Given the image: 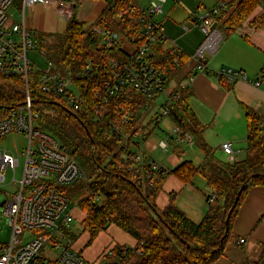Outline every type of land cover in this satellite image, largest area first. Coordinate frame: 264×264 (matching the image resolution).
<instances>
[{"label": "trees", "instance_id": "trees-1", "mask_svg": "<svg viewBox=\"0 0 264 264\" xmlns=\"http://www.w3.org/2000/svg\"><path fill=\"white\" fill-rule=\"evenodd\" d=\"M235 3H229L231 11L226 12V7L219 13H222L224 35L235 32L257 6L264 8V0ZM127 8L118 21L116 13L104 9L98 24L106 27L108 22H113L124 40L133 35L139 44L144 39L140 18ZM250 24L264 27V11ZM40 47L62 72L68 69L80 72L90 59L95 63H107L111 57L121 58L123 51L121 42L102 43L96 30L87 28L85 22L74 15L68 21L62 42L53 39L51 44L40 42ZM188 60L186 54L165 48L163 41L155 47L153 62L169 81L180 74ZM33 77L36 79L37 73ZM102 77L103 74L98 73L97 78L87 80V87L81 88L82 96L99 99L104 93ZM221 82L230 87L222 79ZM30 90L34 109L39 114V127L56 137L85 171L88 195L79 199L78 204L85 213L81 222L90 235L89 244L111 223L136 241L128 247V264H214L229 242L238 243L232 229L239 207L251 188L264 186V127L261 116L254 109L245 106L248 118L245 157L220 163L215 161L213 149L204 139L206 126L197 120L189 106L190 88L183 89L170 117L178 128L191 134L204 154V161L196 166L193 161L185 160L173 169L157 173L146 162L130 163L125 159L130 141H125L124 136L129 135L131 139L139 131L141 108L145 103L132 87H125L100 108L90 104L77 110L40 91L36 83H30ZM24 99L25 85L20 78L0 74V108L19 105ZM125 115L128 116L126 122ZM197 173L206 177L207 186L215 194L214 199L207 196L208 207L201 221L192 220L175 203L173 194L166 207L158 208L157 197L168 176L191 183ZM83 186L79 184L74 188ZM243 186L227 225L228 212ZM61 191L71 199L76 192L72 190L70 195L65 187ZM93 196H100L101 200L94 202ZM63 231L76 237L68 228ZM245 264H264V242L259 259Z\"/></svg>", "mask_w": 264, "mask_h": 264}, {"label": "built area", "instance_id": "built-area-1", "mask_svg": "<svg viewBox=\"0 0 264 264\" xmlns=\"http://www.w3.org/2000/svg\"><path fill=\"white\" fill-rule=\"evenodd\" d=\"M106 10L116 13L122 18L128 8L140 18V30L144 37L137 43L136 36H131L127 41L135 47L132 54L125 53L121 58L111 57L107 63H95L88 60L80 72L68 69L62 72L50 59L46 50L34 37L31 28L26 22V10L35 4H41L53 9L67 22L73 16L76 1L58 0H22V6L18 12L20 21L9 18L7 11L15 0H0V74L4 77H18L25 85V99L16 106L0 108V139L9 133L24 135L29 139L26 150L22 178L17 180L15 173L20 166V158L7 149L0 148V192L5 194L0 206L4 207L12 227V237L9 242H0V264H42V250L46 247L56 232L66 239L63 231L70 227L74 221L71 198L61 191L62 187H72L83 184L87 190V178L85 171L69 154L62 143L50 133L42 130L38 125L39 114L34 109V99L30 90V83H36V88L62 101L73 110L88 105L100 108L102 104L120 93L125 87L130 86L145 100L143 106L150 109L149 101L157 100L165 93L170 81L166 74L153 62L155 47L165 41L167 36L162 22L158 20L164 12V5L168 0H150L148 6H141L137 0H105ZM178 3V0H175ZM131 4L130 6H128ZM226 5L204 13L197 26L204 34V40L193 54L195 66L198 71L208 69L206 55L215 53L219 48L224 34L218 28L212 26L213 20ZM184 30L189 28L184 25ZM106 44L120 42L121 33L113 32L100 26L96 30ZM53 38H45V44H51ZM38 48V52L47 56L46 64L37 67L30 58L29 51ZM181 53L180 51H178ZM37 73L36 79L33 74ZM102 73L101 83L104 93L99 99L84 97L81 88H86L87 80L97 78ZM218 76H225L232 81L244 80L256 86L259 80L251 79L243 70L223 68L217 72ZM86 78V80L84 79ZM194 75H188L180 83L172 85V90L162 100L155 114L156 123L165 117H170L175 103L181 97V91L190 87L194 82ZM128 116H124V122ZM175 124V123H174ZM176 125V124H175ZM114 131H118L116 128ZM177 141L179 143H193V137L176 126ZM140 131L133 138L125 135V141H130L132 146L127 148L125 159L130 163L146 162L153 171L163 173L167 168L158 163L154 158L143 153L140 149ZM168 137L159 141L162 150L170 148ZM134 146V147H133ZM221 149L228 155L234 156L236 150L230 141L221 144ZM11 170L14 177L11 183H18L19 189L13 192L3 191L2 187L7 181V172ZM88 195V194H87ZM215 194L211 195V199ZM100 196H93L94 202H99ZM77 206H79L77 202ZM24 228L33 230H49L51 233H43L33 240L19 245L20 236ZM244 239H241L243 242ZM73 244V243H72ZM54 247L59 254L50 264H128L129 248L127 245H115L105 248L99 257L89 261L74 250L71 241L64 244L55 241Z\"/></svg>", "mask_w": 264, "mask_h": 264}, {"label": "crops", "instance_id": "crops-1", "mask_svg": "<svg viewBox=\"0 0 264 264\" xmlns=\"http://www.w3.org/2000/svg\"><path fill=\"white\" fill-rule=\"evenodd\" d=\"M58 1H76L77 5L73 13L76 17L78 0ZM239 1L178 0V3H176L175 0H168L164 5L163 14L158 17L167 36L166 40L163 41L164 47L180 51L189 57L182 69L183 76H195L194 82L189 87L191 94L188 103L197 120L206 126L203 133L204 139L212 147L215 161L220 163L241 160L245 157L248 137V118L245 106L251 107L261 116L264 127V27H256L250 24L255 17L262 14L264 11L263 6H257L235 32L224 35V39L215 53L206 55L208 69L198 71L193 54L204 40V34L197 26V23L201 21V16L221 5H226V12H229L231 11L229 3L236 2V5ZM137 2L146 7L149 5L150 0H137ZM39 7L55 14L58 18H62L56 11L41 4H35L28 8L36 12ZM100 9L93 12L92 15L97 14L96 16L99 18L104 11L101 6ZM221 15L222 13L217 15L212 24L220 31L224 28ZM184 25L189 30H184ZM31 29L39 43L44 42L45 38H51L44 34V27L41 28L43 30ZM37 35H42V37H37ZM223 68L243 70L249 78L259 80L260 85L256 86L238 79L229 81L225 76H218L217 72ZM221 79L230 87H226ZM175 83V80L171 81L165 93L151 104V108L155 109L154 116L152 115L154 119L159 105L164 97L171 92L172 85ZM140 120L138 123L139 131ZM169 122L170 124L173 122L171 117ZM225 141L232 143L236 150L234 156L228 155L221 149V144ZM183 144H188L190 147L196 145L194 142L179 143L171 141L170 151L174 149V152L180 156V159L176 157L172 159L174 167L185 160L192 161V156H189L186 152L183 153L181 147ZM129 145L132 146L131 143ZM201 158L204 161L203 152ZM204 178L207 185V179L205 176ZM192 182L184 183L174 175L168 176L163 185V190L157 197L156 204L158 208L166 207L170 203L171 194H173L175 203L192 220L195 222L201 221L208 207L207 196L212 195L213 191L209 186H206L210 189V193L205 196V191H201ZM183 192L186 195H183L184 198H180ZM181 200L185 202L181 204ZM232 230L238 239V243L229 242L223 254L214 264H245L247 261H257L262 253V242H264V186H256L248 191L233 221ZM241 239H244V241L241 242ZM100 254H97L94 260Z\"/></svg>", "mask_w": 264, "mask_h": 264}, {"label": "rangeland", "instance_id": "rangeland-1", "mask_svg": "<svg viewBox=\"0 0 264 264\" xmlns=\"http://www.w3.org/2000/svg\"><path fill=\"white\" fill-rule=\"evenodd\" d=\"M107 2L105 0H78V6L76 8V18L80 21L85 22L87 28H91L92 30H97L100 25L98 24V16H93V12H97L100 9H105ZM22 6V0H15L14 5H12L7 14L9 18L13 21H20L18 17V12ZM101 10V9H100ZM32 19L34 20L32 22ZM26 20L29 28H37L38 30H43L41 28H45L44 34L46 36H50L55 39L57 42H62L64 39V31L68 22L63 18H58L55 14H52L45 9L43 10L41 7L38 8L36 12L31 11V9L27 8L26 11ZM115 20H119L118 17H115ZM106 28L113 32H118L116 25L113 22H108ZM101 38V36L99 35ZM102 39V38H101ZM121 42L122 49L128 53L132 54L135 51V47L132 46L127 41H124L122 35L119 39ZM105 41L102 40V43ZM40 46V44H38ZM36 49H31L29 51L30 58L35 62L37 67H43L46 64L47 56L40 54ZM122 56H125V53L121 52ZM183 69V68H182ZM183 70H181L180 74L174 79L177 83H180L183 78ZM172 80V81H174ZM171 82V80H170ZM149 103H154L153 101H149ZM155 109L151 108L146 109L145 106L141 108L142 118L140 120V149L143 153L154 158L158 163L165 166L167 169H172L174 167L173 158H179V154L174 152V149L170 151V149L162 150L159 147V141L162 139H169V144L171 141H177V133L176 127L172 122L170 124V117H165L161 122L156 123L154 116ZM153 115V116H152ZM169 122V124H168ZM178 142V141H177ZM29 145V139L17 133H9L2 139H0V148L7 149L8 151L14 153L17 157L20 158V166L17 168L15 177L17 180L22 178V172L25 162L26 150ZM183 153H188L189 156H192V161L196 166L202 164V152L198 148V146L190 147L188 144H183L182 146ZM184 156V155H183ZM180 159V158H179ZM7 181L5 185H3L2 189L6 192H13L19 189L18 183H11L14 173L9 170L6 174ZM194 185L198 186L201 191H205V196L210 193V189L206 187V181L201 173H197L193 178ZM77 186V185H75ZM72 187H65L68 190V193L71 195L72 190L76 191L74 198L71 200L72 206L75 207L73 210L74 221L68 227V229L73 232L76 237L72 238L71 235L65 232L66 239L61 237L60 232H56L53 236V240H50L46 247L42 250V264H50L52 260L56 258L59 254V251L54 247L55 241L59 240L64 244H68L71 241L72 248L78 252H80L84 258L89 261H93L97 254H100L103 249L115 246L117 244H126L127 246H133L135 244V239L127 232L119 228L116 224H109L105 230H103L97 238H95L91 244H89L90 235L87 231L84 230L82 225V219L85 217L84 211L80 206H77V202L79 199L85 197L88 193L86 191L85 186L83 188L78 189ZM203 194V192H201ZM184 192L181 194L180 198H184ZM204 195V194H203ZM5 194L0 192V203L5 198ZM185 201H180V203H184ZM51 233L49 230H33L30 228H24L22 235L20 236L19 245L25 244L35 237L43 233ZM12 237V227L9 224V217L4 211V207L0 206V242H9ZM73 243V244H72Z\"/></svg>", "mask_w": 264, "mask_h": 264}, {"label": "water", "instance_id": "water-1", "mask_svg": "<svg viewBox=\"0 0 264 264\" xmlns=\"http://www.w3.org/2000/svg\"><path fill=\"white\" fill-rule=\"evenodd\" d=\"M243 188H244V186L239 190L238 195L236 196V198H235V200H234L233 206L231 207V209H230L229 212H228L227 219H226V224H227V225H228V223H229V220H230L231 214L233 213V210H234L236 204L238 203V201H239V199H240V195H241V192H242Z\"/></svg>", "mask_w": 264, "mask_h": 264}]
</instances>
